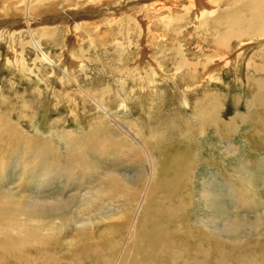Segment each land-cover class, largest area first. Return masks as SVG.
Instances as JSON below:
<instances>
[{
    "label": "bare ground",
    "instance_id": "6f19581e",
    "mask_svg": "<svg viewBox=\"0 0 264 264\" xmlns=\"http://www.w3.org/2000/svg\"><path fill=\"white\" fill-rule=\"evenodd\" d=\"M150 1L152 0H0V48L7 34L12 39L5 57L0 55V72L1 69H6L13 79L21 82L32 79L33 69L26 64L23 48L27 45L34 48L39 41L45 40L54 49L60 43L67 47V56H63V62L52 68L51 80L57 86H65L66 82L77 84L74 72L82 63L80 56L70 54L72 50L82 46V39L77 33L85 32L88 29L87 19L93 18L96 13L106 12L107 8H112L109 9L108 21H116L118 31L124 36L123 41L127 43L125 45L122 41L118 50L130 59L127 64L135 67L119 70V74L124 76L122 84L126 86L124 90H117V95L121 98L120 104L114 105L111 91L105 88L94 108L101 115L91 118L87 122L89 130L78 136L70 131L54 132V128L59 127V119L48 122L45 128H37V136L24 133L17 122L8 118L7 112L16 111L14 113L26 116L30 111L29 104L20 98L14 103L9 102L2 97L0 87V183L5 184L3 174L8 165L13 163L11 165L15 170L12 176L16 178L10 185L19 183L15 186L17 190L24 184H33V181L38 189H44L60 180V185L65 189L76 183L79 191L66 201L60 193L54 194L52 199L26 200L17 190L5 185V190H0V264H264V233L259 231L264 226L263 223H258L263 218L255 219L252 224H246L244 218L235 217L228 218L229 220L226 218L221 223L217 217L210 216L193 223L186 222L184 198L191 193L194 181H197L194 177V161L199 157L197 151L193 150L189 154L186 147L179 149L187 139L194 142L199 137H207L208 130L219 129L217 125L220 123L234 132L240 131L249 123L259 127L262 123H258L256 114L264 113V78L253 80L248 76V88L244 96L247 110L228 117L229 120L219 115L220 112L216 114V110L221 108L220 93L219 98V94H201L204 103L201 104L197 97L194 107L182 101L183 109L190 112L188 117L180 114L173 103H169L168 113L158 116L155 110L163 102L159 92L163 93V88L170 81H174V86L177 85L183 92L189 86L193 87L198 64L184 57V51L176 46L171 49L172 57L166 55L169 51L166 47L168 40L171 46L174 41L179 44V36L183 32L175 27L176 20L170 14L165 16L164 24L171 27L175 33L174 38L169 37L167 42L163 40L159 45L152 46L150 42L154 38L149 37V34L153 26L148 30L149 24L146 23L148 27L143 34V49L138 48L132 54L126 51L133 42L132 35L137 32L141 37L144 29V24H137L132 13L137 10L145 12L144 6H149V9L158 6L160 10L166 7L165 1L147 5ZM217 1L173 0L174 4L178 2L188 5L185 8L186 15L191 9H196L200 23L201 19L209 16L205 20L210 19L206 24L211 26L212 31H209V26H202L201 29L207 31L208 35L200 43L196 42L213 49L214 57H208L203 63L204 79L213 83L221 79L219 76H222L220 74L225 69L233 68L229 71L232 72L233 84L235 75L238 74L242 79L241 67L250 54L253 53L249 57L252 60L258 52L264 55V34L254 36L255 33H264V0H241L239 8L223 10L219 8L221 1ZM166 9L167 13L173 12L169 6ZM51 19L55 24L61 21L67 39L62 38L57 28L39 27ZM80 20H83V30L78 22ZM4 25L5 29L1 28ZM162 32V38H165L166 31ZM25 36L30 40L24 41ZM87 36L91 46L96 47L89 31ZM229 38H238L239 44L236 50L223 54ZM253 40L258 41L255 47H260V51L252 52ZM116 46L118 47L117 44ZM165 61L173 64L172 70L161 67ZM44 81L49 93H46L47 103L42 119L48 121L52 110L61 104L56 100L53 83L51 86L49 81ZM65 90H59L58 94L69 102L72 100L73 105L79 95L83 96ZM197 90L198 88L195 89ZM34 91L30 89V94L35 95ZM135 97L147 116L142 120L140 116L134 117L131 111L129 102H133ZM167 99L170 98L167 96ZM224 99H228V96ZM85 102L88 103L83 100ZM121 109L129 121L105 115L110 114L111 110ZM146 127L147 131L152 130V135L148 133L144 136ZM43 129L48 130L46 135ZM254 131L258 135L263 132L259 129ZM47 134L62 140L66 150L59 151L47 138ZM159 143L166 144L164 154L158 150ZM241 148L245 156L251 155L249 149ZM231 151L229 146L227 149L224 146L225 154ZM253 159L255 160L244 161L243 170H234V176L240 174L235 177L240 187L235 186V182L234 185L233 182L229 183L238 204L241 202L249 205L250 194H258L257 182L264 185V153ZM117 166L132 168L133 175L126 177L120 174ZM253 172L257 175L256 181L252 178ZM21 179L28 181L21 182ZM207 188L208 185L201 195L209 196L206 195ZM209 194L213 197L212 193ZM208 199H205L206 202ZM210 205L209 203L207 209ZM96 208L99 210H95ZM56 209L62 211L53 215L45 214ZM210 210L212 211L211 208ZM71 228L73 231H70ZM57 250L60 254H57Z\"/></svg>",
    "mask_w": 264,
    "mask_h": 264
},
{
    "label": "rangeland",
    "instance_id": "374dc122",
    "mask_svg": "<svg viewBox=\"0 0 264 264\" xmlns=\"http://www.w3.org/2000/svg\"><path fill=\"white\" fill-rule=\"evenodd\" d=\"M163 1L166 2V5H165L166 7H164V9L162 10H160L158 6H156L154 9H149L148 8L149 6H144L146 7L145 12L137 10L132 13V17H135L136 21H138L137 24H140V22L144 24V29H142V26L140 25L143 31L141 34V37H139L138 35L139 33L138 34L137 32L134 33L132 35L133 42L131 43V45L128 47L126 51L132 54L133 51L137 52L138 48L143 49L145 45L143 34L148 26H149L148 30L151 26H153L152 32L151 34H149V37L151 36L154 38L150 42L152 46L159 45L163 40L167 42V39H169V37L174 38L175 33L172 32L173 30L171 29V27L169 25L165 26L164 24L166 20L165 16L170 14L169 16L172 19L176 20L177 26L175 25V27H177V29L179 28L183 32L179 36V41H178L179 44L174 41L173 42L174 45L171 46L172 44H170V41L168 40V44L166 45V47L169 49V51L166 52V55L168 57H172L171 49L172 47L176 46L177 49L184 51V57H186L187 59H191L193 63L198 64L197 65L198 68H197L196 80L193 85V87H195L194 89L192 86L191 87L189 86L188 87L189 89L185 88L186 92H183V90L179 89L177 85L174 86L173 84L174 81H170L169 83H167V87L163 88V91L166 94L164 92L163 93L159 92V95L161 96V100L163 102H162V106L156 108L155 110L158 116H163V114L166 112L168 113L167 111V109H169L168 105L169 103H173V106L177 109V111L180 114H182L184 117H188L190 115V112L189 111L187 112L186 110L183 109V106H182L183 102L186 101L189 105L194 107L195 104L193 103L196 102L197 97L200 99L201 104L204 103V97H202L201 94L204 96L205 95L210 96V94L218 95L219 93L221 94V96L222 95L223 96L221 97L220 94L218 95V98L220 96L219 102H220L221 108L216 110V114L220 112L219 115L223 116V118H225L226 120H229L231 116L233 115L235 116L237 113H245L247 109H246V106H244V102H246V98H244V96L246 95V92H247L246 89L248 88L246 81H247L248 76L251 77L253 80L259 79L261 77L264 78V55L258 52V54L254 55V59L252 60L249 57L253 53L250 54L249 57H247V59L245 60V63L243 62V66L241 67L242 69L241 73H243L242 79L240 78L238 74L235 75V78H233V79H236L235 83L232 84V81H231L232 72H229V71H232L233 68H231L232 70L225 69V71H223L220 74L222 76L218 75L219 77H221L220 80L210 83L207 79H204V75L202 74L204 70L202 69H203V63L206 62V59L208 57L210 59L214 57V54L212 51L213 49L211 47L208 48L207 45L205 44L203 46L199 44L201 47H199V45L197 44V43H200L203 40V38L208 35L207 31H205L204 29L203 30L201 29L202 26L203 27L209 26L210 27V28L208 27V29H210L209 31H212L211 26L206 24V23H209L210 19H208L207 21L205 20L209 18V16H206L205 18H203L206 22L201 19V23H200L196 16L197 15L196 9L194 10L191 9L190 12L187 13L188 15H186L185 8H187L188 5H184L183 3L180 4L178 2L174 4L173 0H152L148 2L147 5L149 3L151 4L152 2L159 3ZM220 1H221L220 6H219L220 10H223L226 8H239L241 4V0H220ZM217 2H219V0ZM168 6L173 12L167 13L166 8H168ZM107 9L108 10L106 12H102L98 14L96 13L93 15V18L87 19L88 29L85 32L80 31L77 33L78 36L80 35V39H82V46L70 52L71 55L80 56L81 63H82L80 68L75 70L74 72V77L76 79L77 84L72 85L71 83L66 82L67 77H65V82H66L65 86H62V85L57 86V84H55L53 80H51V73L53 74L52 68L59 66L61 61L63 62V59H64L63 56H65L66 54L65 51L67 47H65L64 46L65 44L63 45L62 43H60L54 49L51 46H49V44L45 40H41L39 41L38 45H35L34 48L29 45L25 46L23 48V52L21 51L19 47H17L18 51H21L23 54V57H25L27 61L26 63L27 66L33 69L32 71L33 77L30 75L33 80L30 79L29 81L26 80V81L21 82L18 79L17 80L13 79V77L10 76V74L8 73L6 69H1L0 87L2 88V95H3L2 97L7 99L11 103H14V101L17 100L18 98L24 99L25 100L24 103H28L30 106V111L26 116H23V115L20 116L18 113H14L16 111L7 112L8 118L13 122H17L18 126L24 131V133L28 134L29 136H37V134L35 133L37 128H45L44 126H46L48 122L54 119L60 120L59 127H55L54 132L57 131L61 133V131L64 130V131H70L74 135L78 136L80 135V133L89 130L87 122L94 116L99 115V114L101 115V112L98 113V111L95 110L94 108L99 103V100L103 96L101 94L103 90H105V88H108L107 90L111 91L110 96L113 98L114 105L118 106L117 104H120L119 99L121 98H119V96L117 95V90L118 89L124 90L126 86L122 84L124 80V76L123 74H121L123 76L121 77V75L119 74V70L120 69L124 70L125 68L132 69L135 67L131 64H127L128 63L127 61L130 59L125 54L122 55V53L118 50V48L122 44L124 36H122L120 31H118L119 28H118V25L116 26L115 24L116 21L115 22L108 21L109 20L108 13L110 11L109 9H112V8H107ZM115 9L116 7H114V10ZM158 9L159 11L157 12ZM82 12H85V11H82ZM111 12L113 11L111 10ZM160 12L161 13L163 12V14H160ZM82 21L83 20L78 21L81 23V30H83L84 28L83 27L84 24L82 23ZM146 23L149 25L146 26ZM202 23H205V24H202ZM62 26L63 24L61 23V21H59L58 24H55L54 20L51 19V20H48L46 24L44 23V25L42 24L39 27L40 28L41 27L57 28L60 30L61 32L60 34L62 38L67 39L65 29ZM199 27L201 30L199 29ZM1 28L5 29V25L2 26ZM164 30L166 31L165 33L166 37L162 38L163 36L162 31ZM88 31L94 37L93 43L96 47L91 46L90 40L87 36ZM260 33H255L254 36L258 37L264 34V33L262 34ZM235 39L236 38H229L228 39L229 42L227 40L225 48L222 52L223 54H225L226 51L236 50V47L239 44L238 42L239 39L238 38L237 40ZM11 40L12 39H10V36L7 34L2 43V47L0 48V55H2L3 57H5L7 53V50H8L7 46L11 43ZM23 40L26 41L30 39L29 37L25 36ZM125 41L127 40L125 39ZM257 42L258 41L256 40L252 41V44L254 45L253 47H251L252 52L253 50L260 51V47L259 48L255 47ZM123 43H125V45L127 44L124 41ZM116 44L118 45V47L116 46ZM180 45L181 46L183 45V46L180 47ZM161 46L163 47L165 45H161ZM37 57L39 59H37ZM251 60L254 61L253 63L254 65L251 63ZM248 63L249 65L252 64L250 65V68L248 67L249 66ZM172 65L173 64L170 61L168 62L165 61L164 64L161 65V67L172 70L173 69ZM41 75L43 77H41ZM45 76L48 78H46ZM183 76L184 74H182V77ZM44 79L49 81L51 86L53 83V86L55 88L54 92L56 93V100L57 102L61 104V105H58L55 110H52L51 114L48 116L49 117L48 121H44L42 119V116L43 115L45 116L44 107L46 106V103H47L46 93H49L45 86ZM37 86L39 87V89ZM197 88L198 90L195 91V89ZM30 89H34L35 90L34 92H36V94L31 95ZM65 89L71 92L73 91V93H80L83 95V96L79 95L76 98V101H75L76 103L74 104L75 106L73 105V103H71L72 100L69 102V100L67 101L66 98L58 94L59 90L66 91ZM177 92H179L180 96L177 94ZM38 95H40V98H38ZM167 96L170 99H167ZM227 96H228V99H224V98H227ZM233 99L236 102L232 101ZM83 100L88 101V103L87 102L83 103ZM54 103H56V101ZM221 103H223L224 105ZM129 104L132 107L131 111L133 112L132 114L134 117L140 116L141 120L142 118L147 117L144 111H142V107L139 105V100H137V97L133 99V102L131 103L129 102ZM109 113L110 114L106 113L105 115L112 116L113 118L114 117L124 118V120L126 121L130 120L128 116L124 115V111L122 109L120 111L111 110V112ZM193 113L194 111L192 112V114ZM256 116H257L256 118H258L257 120H259L258 123H262L259 127H254L252 123H249L245 127H242L241 129H239L240 131L237 130V132H234L230 130V128L229 129L225 128L224 125L220 123L219 125H217L218 128L220 127L219 129L211 128L210 130H208L207 137L205 138L199 137L200 139H197L194 142H192L191 139H187V142H183L182 147L181 146L179 147V149L180 148L184 149L185 147L186 149H189V154L193 150L197 151L198 152L197 154L199 157L195 159L194 161L195 162L194 177H195V180L197 181H194L195 185H193L194 188L192 187V191L190 190L191 193L186 195L184 198L186 202L185 211H186V218H187L186 222L187 223H191V222L193 223L196 221H200L201 219H207L209 216L217 217L221 223L226 221V218L227 219L228 218L229 219L244 218L247 221L246 224H252L251 222L256 221L255 219L263 218L261 222L258 221V223L259 224L263 223L262 226H264V185H261L257 182L256 188H257L258 194H250V201H249L250 204L249 205L247 203L243 205V203L241 202L239 204L236 203L235 195L234 193H232V189L229 188V185H230L229 183H232V182H233L232 185L236 183L235 186L240 187V183H237L235 181L236 179L235 177L240 176V174L238 176H234L233 175L234 170L238 171L239 168L243 170L244 161H248V160L254 161L255 159H253V157H256V156L260 157L262 153H264V146H263L264 145V141H263L264 139V134H263L264 133V113L261 114L260 112H258ZM126 118H128L129 120H127ZM144 126H145V123H144ZM147 129H148L147 127L144 129V136H146V134L148 133H151L152 135V130L150 129L149 131H147ZM256 129H259L260 131L263 130L262 135H258L254 131ZM219 130L221 131L220 133H219ZM47 131L48 130L43 129V132L45 135ZM49 131L52 132L53 130H49ZM213 134H215L216 136H214ZM47 136H48L47 138L51 140V143H54L55 147H57L59 151L63 152L66 150V145L64 144L62 140L54 139L53 136H50L48 134ZM227 145L229 146V148L232 149V151L231 153L225 154L224 146L227 149L228 147ZM158 146H159L158 147L159 152L160 153L163 152L164 154V152L167 150V149H164L166 147V144L164 143L160 145L159 143ZM241 146L246 147L247 150L249 149L252 152L250 153L251 155L245 156L244 152H242L243 148H241ZM216 149L218 151H216ZM206 150L208 152H206ZM11 164L8 165L7 171L5 172V174H3L5 184L0 183V190H5L4 188L5 185L8 186L9 188L17 190L16 189L17 187L15 188V186H17L19 183L17 185L15 184L10 185L12 182L15 181L14 179L16 178V176L15 177L12 176L13 171L15 169H14V166ZM116 169L120 172V174L126 177L133 175L131 173L133 172L132 168L124 169L122 168V166H117ZM254 173L255 172H253L252 174V178L256 181L257 175H255ZM5 175H9L11 177L6 178ZM22 181H28V180L21 179V182ZM59 181L60 180L56 181L55 182L56 184H54L52 187H46L44 189H38L36 186H34L35 182L33 181V184H30V185L24 184L22 187H20V189L18 188L17 192L20 195H22L24 198H26V200H30L31 198L38 199V200H41V198L42 199H46V198L52 199L55 197L54 194L60 193L65 201L68 197L79 193V191L77 190L76 183L72 184V186L69 187V189H65L66 187L65 188L62 187ZM57 184H59V186H57ZM207 185H208V188H207L208 194L206 195H209V196L205 197L201 194L202 192H204V187ZM211 187H212V190L210 189ZM209 193H212L213 195L211 196L213 197H210ZM205 199H208L209 201L206 202ZM212 200H213V203H212ZM76 203L77 202H75V204ZM209 203L211 205L207 209V206L209 205ZM212 204L214 205L212 206ZM210 208L212 209V211L210 210ZM95 210H99V208H96ZM61 211L62 210L60 209L50 210L48 212H45V214L48 213L50 215H53L56 213H60ZM70 231H73V228H71ZM259 231L264 233V227H260ZM57 254H60L58 250H57Z\"/></svg>",
    "mask_w": 264,
    "mask_h": 264
}]
</instances>
